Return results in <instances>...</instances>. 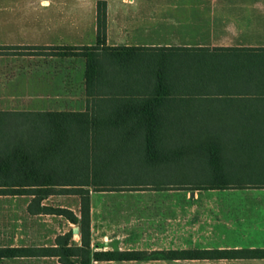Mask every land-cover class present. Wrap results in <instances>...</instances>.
<instances>
[{
  "label": "trees",
  "instance_id": "1",
  "mask_svg": "<svg viewBox=\"0 0 264 264\" xmlns=\"http://www.w3.org/2000/svg\"><path fill=\"white\" fill-rule=\"evenodd\" d=\"M104 25L102 2L95 45L34 48L38 55L86 60V109L0 111V196L29 197V215L63 218L77 226L79 242L70 229L48 246H0V259L264 260V248L92 250V191L178 184L143 177L171 173L163 166L187 156L215 161L242 146L264 154V48H112L104 45ZM179 140L186 141L178 145ZM231 186L238 185L227 180L201 185ZM241 186L264 188V182ZM54 195L77 196V214L42 204Z\"/></svg>",
  "mask_w": 264,
  "mask_h": 264
},
{
  "label": "crops",
  "instance_id": "2",
  "mask_svg": "<svg viewBox=\"0 0 264 264\" xmlns=\"http://www.w3.org/2000/svg\"><path fill=\"white\" fill-rule=\"evenodd\" d=\"M102 2L106 47L264 48V0H0V111L86 109V60L38 55L34 48L95 45ZM90 201L92 250H148L123 249V241L108 239L93 222V195ZM259 225L230 244L182 249L264 248L247 242L246 233L259 231ZM73 237L78 243V232Z\"/></svg>",
  "mask_w": 264,
  "mask_h": 264
},
{
  "label": "rangeland",
  "instance_id": "3",
  "mask_svg": "<svg viewBox=\"0 0 264 264\" xmlns=\"http://www.w3.org/2000/svg\"><path fill=\"white\" fill-rule=\"evenodd\" d=\"M1 84L3 83H0V86ZM185 141L179 140L177 144ZM239 148L241 151L223 152L215 161L205 155L187 156L178 163L163 166V169L171 173L143 177L148 183L178 184L165 185L162 188L156 185H143L138 190L127 187L121 191H92L93 222L96 225L100 224V229H103V234L108 239L123 241L121 246L123 249L137 246L143 249L148 246L147 251L214 247L230 244L245 234L244 231L246 232L250 225L258 224L261 226L259 231L246 233L247 242L257 245L264 243V188L241 186L264 182V154L250 152L249 147ZM223 180L238 186L215 189L201 187ZM76 199L78 197L54 195L43 200L42 204L67 207L77 213ZM29 200L30 198L26 196H0V246H48L53 243L57 234L77 228L61 217L29 215L27 213ZM0 264L59 263L56 259L50 258H21L0 259ZM93 264H264V262L153 260Z\"/></svg>",
  "mask_w": 264,
  "mask_h": 264
},
{
  "label": "water",
  "instance_id": "4",
  "mask_svg": "<svg viewBox=\"0 0 264 264\" xmlns=\"http://www.w3.org/2000/svg\"><path fill=\"white\" fill-rule=\"evenodd\" d=\"M73 231H74V233H77L78 232V228H74Z\"/></svg>",
  "mask_w": 264,
  "mask_h": 264
}]
</instances>
